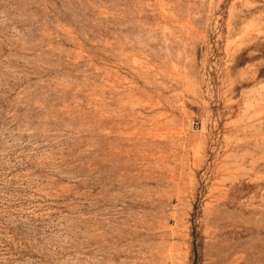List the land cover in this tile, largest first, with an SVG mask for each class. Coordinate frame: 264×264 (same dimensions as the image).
<instances>
[{"label":"rangeland","instance_id":"1","mask_svg":"<svg viewBox=\"0 0 264 264\" xmlns=\"http://www.w3.org/2000/svg\"><path fill=\"white\" fill-rule=\"evenodd\" d=\"M0 264H264V0H0Z\"/></svg>","mask_w":264,"mask_h":264}]
</instances>
